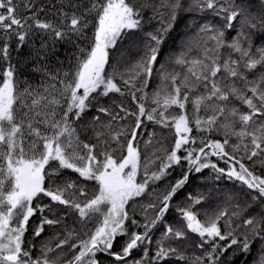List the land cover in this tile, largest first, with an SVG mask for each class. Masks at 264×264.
<instances>
[{"label": "snow or ice", "instance_id": "snow-or-ice-1", "mask_svg": "<svg viewBox=\"0 0 264 264\" xmlns=\"http://www.w3.org/2000/svg\"><path fill=\"white\" fill-rule=\"evenodd\" d=\"M0 264H264V0H0Z\"/></svg>", "mask_w": 264, "mask_h": 264}, {"label": "trees", "instance_id": "trees-1", "mask_svg": "<svg viewBox=\"0 0 264 264\" xmlns=\"http://www.w3.org/2000/svg\"><path fill=\"white\" fill-rule=\"evenodd\" d=\"M177 31H183L182 26L177 29ZM127 46V41H125L124 45H120L119 47H126ZM25 51H27L25 49ZM111 69H109L110 71ZM35 79V78H34ZM155 86V85H153ZM91 115V113H89ZM82 139H86L85 136L82 134ZM168 143H171V138L169 137ZM215 160V158H213ZM220 167H225L223 162L220 163ZM180 175V170L177 169L175 172H173V175L169 177L170 180L173 182L175 181L176 178H178ZM210 175V170H206L203 172L200 176L199 179H192L191 183L188 186V190L192 191L193 194L196 193H205L206 195L209 196V200L206 201L203 206H202V212H201V219H204V212H207L209 215H212L216 210L225 207V203L223 200V197L220 196L219 192L220 191H227L228 188L231 187L230 183L225 182V181H220V182H213L211 179L209 180H204V177H207ZM90 187H89V192L91 194V185L94 182H88ZM214 189L217 190L214 192ZM171 219H175V217H171ZM160 235V230H157L156 236L158 237ZM123 242V238H120L117 243H116V248H119L120 244ZM256 248H253V254H255ZM134 255H139V253H134ZM251 259V258H249Z\"/></svg>", "mask_w": 264, "mask_h": 264}, {"label": "rangeland", "instance_id": "rangeland-1", "mask_svg": "<svg viewBox=\"0 0 264 264\" xmlns=\"http://www.w3.org/2000/svg\"><path fill=\"white\" fill-rule=\"evenodd\" d=\"M205 171H206V170H205ZM205 171H204V172H205Z\"/></svg>", "mask_w": 264, "mask_h": 264}]
</instances>
